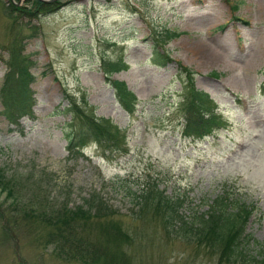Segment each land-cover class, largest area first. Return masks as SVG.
Returning <instances> with one entry per match:
<instances>
[{
	"label": "rangeland",
	"instance_id": "374dc122",
	"mask_svg": "<svg viewBox=\"0 0 264 264\" xmlns=\"http://www.w3.org/2000/svg\"><path fill=\"white\" fill-rule=\"evenodd\" d=\"M60 5L38 19L17 12L8 18V2L0 0V89L12 47H20L33 62L29 88L35 100V120L24 118L18 125L1 114L0 100V172L15 190L14 198L0 191V264H82L55 256L43 240L49 227L26 210L86 208L92 199L113 213L91 222L113 219L132 238L120 246L127 264H214L181 236L220 198L230 207L236 201L259 209L247 233L264 248V0H62ZM165 29L177 36L164 45L171 62L158 66L150 61L152 38ZM119 60L127 68L111 79L125 82L136 95L132 115L116 102L102 72L103 63ZM177 64L195 73V87L216 102L225 130L201 141L183 137ZM66 95L85 97L96 118L117 125L126 135L127 152L104 153L89 143L81 155L68 154L74 128L63 111ZM146 184L177 204L169 211L167 231L153 210L139 214L135 195ZM97 227L84 236L95 242ZM258 251L251 245L243 254L251 261Z\"/></svg>",
	"mask_w": 264,
	"mask_h": 264
},
{
	"label": "trees",
	"instance_id": "16d2710c",
	"mask_svg": "<svg viewBox=\"0 0 264 264\" xmlns=\"http://www.w3.org/2000/svg\"><path fill=\"white\" fill-rule=\"evenodd\" d=\"M16 2L18 0H15ZM61 2L46 3L39 0H25V5L16 7L9 4L5 7L8 18H15L16 12L29 19H38L40 16L54 12ZM19 15V16H20ZM233 20H238L233 17ZM247 24L246 22H243ZM177 36L165 29L162 34L152 38V62L159 66L171 62L164 49L170 38ZM7 62V72L0 89V100L3 107L2 114L12 124L26 117L34 120L33 107L35 101L29 86L34 81L30 73L33 63L22 56L20 47H12ZM183 84L182 102L180 105L183 119V135L192 139H204L215 131L224 128L226 123L216 114V105L210 96L194 86V72L177 64ZM105 74V81L114 90V96L122 109L128 114L135 112L136 96L128 90L125 83L112 80L110 76L126 68L123 60L107 62L101 65ZM69 101L65 109L72 120L74 133L69 138L67 151L70 155L79 154L80 148L87 141H94L99 146L110 151L125 152V136L121 130L107 119L96 118L93 110L85 101L79 102L72 95H66ZM0 191L5 192L8 198H14L15 190L0 172ZM93 200V199H92ZM86 201V208L78 206L68 208L60 206L53 211L26 210L27 215L49 227L47 236H43L45 244L53 246L55 256L66 261H80L82 264H127L126 253L120 246L132 242V238L121 229L113 219L91 222L92 219H106L113 213L103 206L99 200L93 204ZM136 203H140V212L154 211L155 216H161L168 230L172 224L169 211H174L177 204H171L164 192L156 185L146 184L140 194L135 195ZM227 198H220L214 202L209 211L201 216L195 226H191L183 238L193 246L195 254L201 253L211 256L214 264H264V248L262 244L246 232V227L256 207L243 202H233L230 207ZM92 202V203H91ZM173 205V206H172ZM142 206V207H141ZM142 212V213H143ZM16 215V213L14 214ZM19 215H16L18 219ZM12 221V225H18ZM90 223V224H89ZM96 229L95 242L90 241L88 232L93 226ZM34 231V230H33ZM81 233H84L83 235ZM95 235V234H93ZM259 248L251 257V261L243 254L246 246ZM126 255V256H125Z\"/></svg>",
	"mask_w": 264,
	"mask_h": 264
},
{
	"label": "bare ground",
	"instance_id": "6f19581e",
	"mask_svg": "<svg viewBox=\"0 0 264 264\" xmlns=\"http://www.w3.org/2000/svg\"><path fill=\"white\" fill-rule=\"evenodd\" d=\"M262 11H263L262 9L259 10V12H262ZM190 49H191V47H190Z\"/></svg>",
	"mask_w": 264,
	"mask_h": 264
}]
</instances>
